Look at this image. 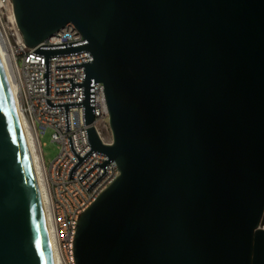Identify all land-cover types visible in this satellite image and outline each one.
<instances>
[{
  "label": "water",
  "instance_id": "1",
  "mask_svg": "<svg viewBox=\"0 0 264 264\" xmlns=\"http://www.w3.org/2000/svg\"><path fill=\"white\" fill-rule=\"evenodd\" d=\"M35 47L72 22L84 39L42 44L50 57L89 50L83 105L91 147L119 176L81 215L76 264H264V0H12ZM104 85L112 143L95 121ZM0 264H53L38 185L0 60Z\"/></svg>",
  "mask_w": 264,
  "mask_h": 264
},
{
  "label": "built area",
  "instance_id": "2",
  "mask_svg": "<svg viewBox=\"0 0 264 264\" xmlns=\"http://www.w3.org/2000/svg\"><path fill=\"white\" fill-rule=\"evenodd\" d=\"M11 8L13 9L12 0H0V37L18 89L21 110L40 148L58 257L62 264H76L75 239L80 217L114 182L120 170L117 162L111 160L107 164V173L88 191L86 188L104 171L103 167L96 165L82 180L80 177L95 162L103 163L108 158L94 150L75 169L73 178H68L70 168L78 160L70 148L68 137L72 135L74 148L82 156L91 147L85 131L90 125H84L83 105L68 106L70 130L66 131L64 107H50L45 98L53 103L83 100V86H74V92L56 93V90L70 89V80L56 81V78L73 76L75 82L82 81L84 66L56 69V65L93 60V56L89 50L51 56L50 95L45 94V56L32 52L42 44L70 43L82 40L84 36L74 23L69 22L37 46L29 47L16 20L14 22L9 17L11 26L3 22L5 14ZM94 93L95 121L92 126L104 143H112L110 116L101 82H94ZM48 128L52 129V138L60 146V153L50 166L44 161L41 143V136Z\"/></svg>",
  "mask_w": 264,
  "mask_h": 264
},
{
  "label": "bare ground",
  "instance_id": "3",
  "mask_svg": "<svg viewBox=\"0 0 264 264\" xmlns=\"http://www.w3.org/2000/svg\"><path fill=\"white\" fill-rule=\"evenodd\" d=\"M9 17L11 18V20L15 22V14L12 8L9 11ZM0 60L4 68L6 78L9 84L10 92L14 100L16 109H17V113H18L19 120L21 123L25 142H26V145L29 151L32 165H33V169H34V173H35V177H36V181L38 185V190H39V194L41 198V203L43 207L44 217H45L46 229H47L51 256H52V262L53 264H62L60 258L58 257V252L56 248L53 225H52L50 211H49L48 186H47V181H46V176H45L44 165L42 163L41 156H40V148H39V145L37 144L35 135L33 131L31 130L30 126L28 125L25 119V116L21 110L19 96H18V89H17L16 83L14 80L12 70L10 68L7 53L2 44L1 37H0Z\"/></svg>",
  "mask_w": 264,
  "mask_h": 264
},
{
  "label": "rangeland",
  "instance_id": "4",
  "mask_svg": "<svg viewBox=\"0 0 264 264\" xmlns=\"http://www.w3.org/2000/svg\"><path fill=\"white\" fill-rule=\"evenodd\" d=\"M3 22H7V24L11 26L9 12L5 14ZM52 133V129L48 128L46 132L41 136L42 152L44 161L47 166H50V164L56 159V157L60 153L59 143L53 140Z\"/></svg>",
  "mask_w": 264,
  "mask_h": 264
}]
</instances>
